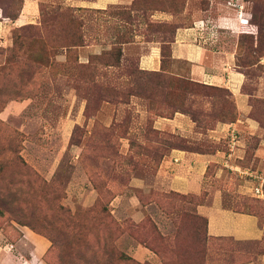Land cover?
I'll return each mask as SVG.
<instances>
[{
	"label": "rangeland",
	"instance_id": "rangeland-1",
	"mask_svg": "<svg viewBox=\"0 0 264 264\" xmlns=\"http://www.w3.org/2000/svg\"><path fill=\"white\" fill-rule=\"evenodd\" d=\"M23 2L0 0V245L22 229L44 236L49 247L36 264H240L264 254V235L209 237L195 211L201 196L155 184L152 193L137 192V209L126 187L132 175L152 179L172 147L210 145L206 135L158 128L159 117L183 113L206 132L211 115L233 112L226 89L169 72L177 28L191 25L209 0H131L103 9L49 0L19 22ZM244 8L255 35L222 37L237 39L244 47L238 63L251 66L264 55V0H245ZM151 44H160L165 72L142 69ZM117 193L122 199L110 204ZM232 204L254 213L264 233V198ZM139 245L151 258L131 254ZM1 250L0 264H14Z\"/></svg>",
	"mask_w": 264,
	"mask_h": 264
},
{
	"label": "crops",
	"instance_id": "crops-1",
	"mask_svg": "<svg viewBox=\"0 0 264 264\" xmlns=\"http://www.w3.org/2000/svg\"><path fill=\"white\" fill-rule=\"evenodd\" d=\"M46 1L49 0H24L17 20H32L40 2ZM59 1L71 7L103 9L131 0ZM244 5L245 0H209L206 8L194 11L191 25L177 28L168 55L171 74L226 89L234 104L235 118L229 121L213 115L214 126L205 127L207 131L201 132L197 131L196 120L183 113L177 112L171 118L159 117L158 128L169 126L191 139L197 137L189 136L190 133L206 135L210 145L195 147L191 146L196 145L194 142L187 141L188 145L174 146L160 160L152 179L132 175L126 187L137 209H141L137 192L152 193L155 184L163 191L201 196L195 211L205 219L209 237L251 242L261 240L264 235L258 218L248 210L236 209L232 201L240 196L264 198L254 195V187L259 183L256 176L264 180V70L261 69L264 55L251 66L240 65L238 59L244 47L237 39L231 42L222 37L227 33L254 34L249 30L251 15ZM241 18H247L248 22L242 23ZM140 61L142 69L161 71L160 44H151ZM251 68L256 69L250 72ZM93 191L96 192V188ZM122 197V193L113 194L110 204L119 202ZM23 245L29 248L27 253L22 250ZM139 246L131 254L139 259L151 258L153 252ZM48 247L47 238L22 229L16 241L0 245V259L4 248L11 252L14 264H36ZM240 264H264V254Z\"/></svg>",
	"mask_w": 264,
	"mask_h": 264
},
{
	"label": "trees",
	"instance_id": "trees-1",
	"mask_svg": "<svg viewBox=\"0 0 264 264\" xmlns=\"http://www.w3.org/2000/svg\"><path fill=\"white\" fill-rule=\"evenodd\" d=\"M249 30H251V31H254V33H256V29H255V27H254V25L249 21ZM260 25H261V28H262V24L259 22V27H260ZM253 35H255V34H253ZM202 85H204V84H202ZM204 86H207V85H204ZM207 87H209V88H211V89H216L217 87H212V86H207ZM224 96H226V98H229L230 99V97H229V92L228 91H226V93H225V95ZM230 101H231V107H232V110H233V112H232V114L230 115V116H225V115H222L223 117L222 118H220V116L219 115H216V114H213L215 117H216V119H223V120H229V121H232L234 118H235V109H234V104H233V102H232V100L230 99ZM211 108V107H210ZM213 115H211V116H213ZM193 118V117H192ZM194 120H196L195 118H193ZM263 189H264V185H263ZM194 196H196V195H194ZM201 200H202V197H201ZM200 202V201H199ZM205 229H206V222H205ZM145 242V241H144ZM146 243V242H145ZM147 244V243H146ZM145 244V245H146ZM45 255V254H44Z\"/></svg>",
	"mask_w": 264,
	"mask_h": 264
},
{
	"label": "built area",
	"instance_id": "built-area-1",
	"mask_svg": "<svg viewBox=\"0 0 264 264\" xmlns=\"http://www.w3.org/2000/svg\"><path fill=\"white\" fill-rule=\"evenodd\" d=\"M240 21L242 23H247L248 22V19L247 18H241ZM257 179H259V183L258 185H256L254 187V195L257 196V197H264V189H263V185H264V180L259 177V176H256Z\"/></svg>",
	"mask_w": 264,
	"mask_h": 264
}]
</instances>
